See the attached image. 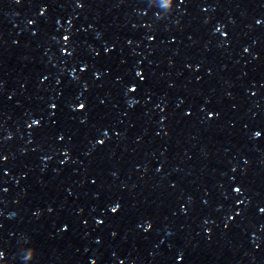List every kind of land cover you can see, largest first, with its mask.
<instances>
[{"label": "water", "instance_id": "water-1", "mask_svg": "<svg viewBox=\"0 0 264 264\" xmlns=\"http://www.w3.org/2000/svg\"><path fill=\"white\" fill-rule=\"evenodd\" d=\"M82 4L0 0V264H264V0Z\"/></svg>", "mask_w": 264, "mask_h": 264}, {"label": "snow or ice", "instance_id": "snow-or-ice-1", "mask_svg": "<svg viewBox=\"0 0 264 264\" xmlns=\"http://www.w3.org/2000/svg\"><path fill=\"white\" fill-rule=\"evenodd\" d=\"M19 2H20V0H17V3H19ZM76 6H77V7H82V6H83V4H82V0H76ZM44 10H45L44 6H41V7H40V12L43 13ZM261 22H262V21L259 20V19L256 20V23H257V24H260ZM31 23H33V21L29 20V24H31ZM216 31H219V28H217ZM220 35H221V36H224L225 33H224V32H220ZM153 38H154V37L151 36V35L148 36V39H149V40H152ZM68 39H69V37H64V38H63V40H64L65 43H67ZM61 51H64V49L61 48ZM104 51H105V52H108L109 49H108V48H105ZM244 51L247 52L248 49L245 48ZM85 67H86V66H85ZM135 76H136V77H140V78H142V77H141V72H140V71H136V72H135ZM132 90H133L132 88H129V91H132ZM131 103H132V102H130V104H131ZM49 107H50V108H55L56 105H55V104H50ZM68 107H69L70 109H72L73 111H77V110H80V109H84V108H86V102H80L79 97L77 96V97H76V102H75V103H69ZM208 115H209V116H212V115H214V113L210 111V112L208 113ZM80 122L83 123L84 120H81ZM39 124H40V120H39V119L33 118V119L31 120V125H32V126H37V127H38ZM102 135L106 138V137H107V132L102 133ZM252 135H253V137H260V136L262 135V133H261V131H255V132L252 133ZM56 139L60 140V139H63V137H62L61 135L58 134L57 137H56ZM103 142H104L103 139H98V140H96V144H98V145H99V144H103ZM62 155H63V160H61L60 163H64L66 160L69 159V155H68L67 150H65V151L62 153ZM3 159H5V157L0 156V160H3ZM241 191H242L241 188H238V187H237V188H233V192H235V193H237V194H239ZM236 203H237V204H241V203H244V201H240V200L238 199V200L236 201ZM119 208H120V204L117 202V203H114V204L111 206V208H110L109 210H110L111 212L115 213V212H117V211L119 210ZM50 211H51V209H50ZM259 211H260L261 213H264V208H260ZM236 215L238 216V215H240V213L237 212ZM228 219L231 220L232 217L229 216ZM102 222H103V221H97V223H102ZM150 226H151V225H149L147 222H145V227H146V229H147L148 227H150ZM227 226H228V225L226 224L225 227H227ZM64 228L67 229V225H64ZM205 231H207V229H206ZM113 235H115V233H113ZM181 259H182V257H181L180 255H177V256H176V260L179 261V260H181Z\"/></svg>", "mask_w": 264, "mask_h": 264}, {"label": "clouds", "instance_id": "clouds-1", "mask_svg": "<svg viewBox=\"0 0 264 264\" xmlns=\"http://www.w3.org/2000/svg\"><path fill=\"white\" fill-rule=\"evenodd\" d=\"M152 2H156V0H152ZM160 3L164 5V11L159 12L158 16L166 15L167 13L171 12L174 5H176V0H159ZM0 256H2V253H0Z\"/></svg>", "mask_w": 264, "mask_h": 264}]
</instances>
